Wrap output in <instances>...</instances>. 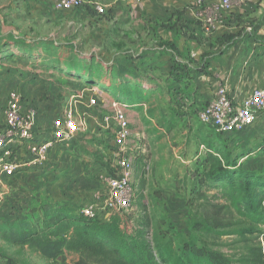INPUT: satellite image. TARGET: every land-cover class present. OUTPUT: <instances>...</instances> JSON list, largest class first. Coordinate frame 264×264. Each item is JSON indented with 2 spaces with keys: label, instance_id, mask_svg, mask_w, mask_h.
Here are the masks:
<instances>
[{
  "label": "rangeland",
  "instance_id": "374dc122",
  "mask_svg": "<svg viewBox=\"0 0 264 264\" xmlns=\"http://www.w3.org/2000/svg\"><path fill=\"white\" fill-rule=\"evenodd\" d=\"M19 4L21 0H0V29L3 26L9 28L10 18L16 14L15 6ZM21 19L25 21V18ZM48 23L41 20L39 15H34L33 26H24L22 32L30 37V42L11 43L8 28L7 31L4 28L0 30V77L11 74L17 80L31 77L29 82L33 85L37 84L36 81L44 83L40 101H49V106L35 117L41 136L50 134L52 119L61 115L63 108L71 103L77 104L79 113H87V126L78 131L72 143L53 146L44 165L0 177V224L14 226L20 219H33L46 214L54 220L61 209L82 213L101 201L109 178L118 171L114 161L113 132L102 120V114L110 111L112 100V95L106 93L104 86L109 79L103 71L104 65L100 60L94 62L97 63L94 68H98L102 75L97 78L103 81L100 86L86 84L78 75L65 70L63 61H57L58 58L67 60L73 56L68 54L73 45L66 44V53L59 55L63 45H55V42L74 44L79 30L75 31L73 25L64 31L53 29ZM65 32L66 35H62ZM41 39H46L44 44L39 41ZM77 49L88 52L83 45H78ZM81 61L80 66L87 64L84 59ZM43 70L53 72L48 74ZM115 79L117 82L118 78ZM118 91L116 86L110 89L117 96H114L115 99L123 101L129 97L126 86L121 88L119 95ZM134 94L141 98L140 92L131 93L130 96ZM149 96L151 93L143 98ZM91 97L97 98V103L89 108L86 99ZM143 105L129 107L131 137L128 153L136 166L149 169V174L135 181L137 201L130 212L131 216H118L121 228L126 233L133 232L144 223L152 246L153 233L157 228L163 232L169 229L189 235L193 214L196 211L202 213V207L208 202L206 200L219 192L218 187L222 184L218 176H211L209 172L212 168L218 171L224 160L218 155L214 159L210 157L213 160L205 167L204 162L209 160L212 151L220 150L223 154L231 150L233 156L245 153L237 162H245V169L255 172L252 176L249 174L252 192L264 190V126H253L241 133L223 136L211 126L200 123L196 112L189 119L183 115L174 119L169 118L170 114L176 112L171 104ZM177 111L181 114V110ZM233 171L238 178L242 169ZM224 218L234 221L238 216L226 214ZM250 226L246 225L247 228ZM249 230L255 233L248 234V238L259 236L263 245L261 234L264 225L253 224ZM210 241L230 257L237 258L246 252L247 242L240 235L211 236ZM80 257L79 253L67 252L56 259H46L27 246H12L0 237V264H74Z\"/></svg>",
  "mask_w": 264,
  "mask_h": 264
},
{
  "label": "crops",
  "instance_id": "0c3cea01",
  "mask_svg": "<svg viewBox=\"0 0 264 264\" xmlns=\"http://www.w3.org/2000/svg\"><path fill=\"white\" fill-rule=\"evenodd\" d=\"M15 8L9 28L3 26L6 31L8 28L11 43L31 41L22 32L24 26H33L35 14L49 21L53 29L64 31L75 26L79 37L74 44L55 42L63 45L59 55L66 53L65 45L69 44L73 48L68 54L75 59L88 63L100 60L109 78L106 93L112 95L111 99L116 96L110 92L115 86L118 95L123 86L128 92L139 87L137 92L151 93L138 102L127 97L130 108H135L134 104H171L176 112L169 118L183 115L189 119L215 97L220 85L227 87L237 106L253 90L264 87V0H247L219 12L216 29L211 32L197 16L199 7L194 0H85L83 6L70 11L56 10L54 0H21ZM39 41L44 44L46 39ZM78 45L88 52H81ZM65 59L58 58L57 62L62 60L66 70ZM27 78L17 80L11 74L0 77V125L4 124L8 95L16 90L23 97L24 111L34 109L37 129L35 117L49 106V101H40L44 83L36 81L33 85L29 82L32 78ZM253 126H264V114L248 128ZM40 137L48 139L50 134L40 133Z\"/></svg>",
  "mask_w": 264,
  "mask_h": 264
},
{
  "label": "trees",
  "instance_id": "16d2710c",
  "mask_svg": "<svg viewBox=\"0 0 264 264\" xmlns=\"http://www.w3.org/2000/svg\"><path fill=\"white\" fill-rule=\"evenodd\" d=\"M80 62L71 56L64 61V65L86 84H103L97 79L102 76L98 68H94L97 63L87 62L80 66ZM104 86L106 88L105 82ZM134 88L128 93L133 94L140 89ZM139 92L141 98L129 94L130 99L136 102L145 100V91ZM120 102L126 108L132 107L126 99ZM134 105L138 107L140 104ZM217 155L224 163L219 165L218 171L211 167L209 175L218 176V180L222 181L218 187L220 190L206 200L208 202L202 207V213L196 211L193 214L191 233L187 236L157 228L153 233L152 246L144 223L133 232L126 233L121 228L119 215L88 217L61 209L54 220L46 214L33 219H20L14 226L0 224V237L12 246H27L46 259H56L67 252L79 253L81 257L74 264H264V244L259 241V236L248 238V234L255 233L249 230L253 224L264 225V190L252 192L249 174L252 176L255 172L245 169V162H237L245 153L233 156L231 150L223 154L220 150L212 151L209 160L204 162L205 167ZM238 168L242 171L236 178L233 170ZM226 214H236L238 219H225ZM247 224L251 225L250 228L246 227ZM224 235L244 237L247 242L245 254L234 258L215 248L210 237ZM261 235L264 240V232Z\"/></svg>",
  "mask_w": 264,
  "mask_h": 264
},
{
  "label": "built area",
  "instance_id": "2783aa9c",
  "mask_svg": "<svg viewBox=\"0 0 264 264\" xmlns=\"http://www.w3.org/2000/svg\"><path fill=\"white\" fill-rule=\"evenodd\" d=\"M246 1L194 0L199 7L196 14L204 20L209 32L216 29L219 12ZM84 3L85 0H54V7L59 11H70L80 8ZM86 103L92 108L97 98H88ZM110 104L111 109L102 114V120L113 132L114 161L118 171L109 178L107 191L101 201L95 207L83 210L82 213L88 217L99 215L109 218L123 214L130 217L137 201L135 181L149 174V169L136 166L128 153L131 130L127 108L117 99H112ZM261 114H264V87L253 90L242 105L237 106L223 84L217 88L215 97L198 111V119L216 132L232 134L252 126ZM34 115V109L24 111L23 97L18 91L9 93L4 109V124L0 129V177L44 165L53 146L72 143L78 131L87 126V113H79L77 104L71 103L63 108L61 115L52 119L50 137L43 139L40 132L36 131Z\"/></svg>",
  "mask_w": 264,
  "mask_h": 264
}]
</instances>
